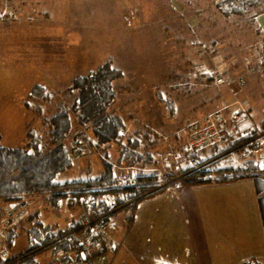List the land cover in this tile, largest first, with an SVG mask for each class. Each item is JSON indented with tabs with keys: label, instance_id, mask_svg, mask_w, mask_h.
<instances>
[{
	"label": "rangeland",
	"instance_id": "obj_1",
	"mask_svg": "<svg viewBox=\"0 0 264 264\" xmlns=\"http://www.w3.org/2000/svg\"><path fill=\"white\" fill-rule=\"evenodd\" d=\"M9 1L22 11L16 14L0 13V142L7 146L27 144L28 124L37 129L40 122L35 109L41 106L37 104L36 107V103L32 102L34 99L31 91L37 84L49 90L53 96L45 99L47 102L43 104L51 107L48 112L59 111L63 105L70 109L73 123L66 138V143L72 147L70 155L73 164L62 175L69 177L72 182L60 190L72 194L78 186L76 181L89 177V173L96 174L107 161L112 162L118 172L114 187L103 188L106 190V201L112 199L109 207L104 210L105 220L109 217L107 223H104L105 235H102L104 230L99 231L100 222L91 225L93 238L104 237L106 241L102 240L101 243L109 244L108 249L101 256L104 247L96 253V246L91 245L94 246V252L91 253L96 255H89L86 259L92 257L94 264H136L130 255L133 230L137 239L144 235L154 237V221L148 216L147 210L144 217L143 213L135 211L136 205L125 204L121 200L132 188L122 184L120 179L125 173L131 172L136 175V180H143L145 177L140 178L141 173L155 172L157 177L154 184L147 188L156 189L163 170L169 169L165 176L167 182L174 179L176 172L181 174L180 171L187 166L188 155L180 157L177 149L183 146L187 138V124L207 115L210 113L208 111L225 107L232 112L238 108V104L234 103L238 100L251 107L254 120H261L264 77L260 76L259 71L249 73L244 66L243 56L264 40V0L255 6L257 8L248 11L246 18L243 16L245 19L241 17L243 14L222 16L214 6L215 1L217 5L221 0ZM254 13L259 14L255 23ZM257 26L259 33L255 32ZM210 49L219 53L218 57L215 53H208ZM211 59L213 64L210 65L216 66H206V60ZM107 61L124 71L123 76L114 81L117 93L110 109L122 115L126 133L136 130L156 133V139L148 136L155 141L151 139L146 147L151 155L144 165L121 163L118 160L122 154L119 144H98L91 128L78 120L77 107L73 104L78 92L72 88V83L76 77L96 70ZM219 63L222 66L217 65ZM216 68L225 74H242L247 79L246 87L234 92L216 80L215 84L213 79L220 73ZM185 76L187 84L184 86L180 84V78ZM201 79L209 81L205 84ZM233 80L238 81L237 75ZM169 101L173 102L172 107ZM238 156L236 154L233 157ZM153 158L155 163H152ZM258 161L264 165L263 157ZM218 175L212 177L215 181L204 184L219 183L216 182L220 178ZM84 191H79L83 197L90 192ZM51 192L30 193L18 203L12 204L0 198V236L5 237L0 240V264H23L27 256L35 257L34 264H55L56 257L60 262L59 256L65 264L89 263L78 262L75 255L77 249L59 256L51 247L31 249L36 242L25 232L19 231L14 242L8 241L10 229L35 212L36 217H41L53 228L68 229L70 225L78 223L79 226L71 233L76 234L81 241L85 240L88 230L80 220L83 214L91 217L92 205L91 210H88L84 202L77 204L79 199L76 196H72V199L66 196L69 202L64 200L59 206L56 200L50 201ZM240 196L242 200V192ZM117 197L122 204L117 203ZM25 201H28V205L24 217L7 221ZM161 203L164 204L163 198L152 200L151 206L168 223L164 212L166 207ZM100 204L97 208L102 209L103 205ZM111 216H116L117 229L113 226L114 222H111ZM251 220L253 238L256 234L254 215ZM25 221L26 228L33 227V222ZM111 232L114 238L109 236ZM63 237L67 238L64 234ZM140 249L132 252L135 254ZM154 258L155 264H197L194 256L189 259L185 249L177 246H172L168 252L155 254ZM150 261L146 264H150Z\"/></svg>",
	"mask_w": 264,
	"mask_h": 264
},
{
	"label": "trees",
	"instance_id": "obj_2",
	"mask_svg": "<svg viewBox=\"0 0 264 264\" xmlns=\"http://www.w3.org/2000/svg\"><path fill=\"white\" fill-rule=\"evenodd\" d=\"M262 1L221 0L217 3L216 8L222 16L230 17L231 15L239 16L243 14L241 17L245 19L246 13L257 8L255 6H259ZM257 15V13H254V23L256 22ZM259 31V28H255L256 33H259ZM123 74L124 71L121 68L114 66L111 61H107L96 70L76 77L72 83V88L77 90L78 97L73 104L75 108L77 107L79 122L91 128L93 134L96 136L95 138H97L98 144L105 146V144L111 142L118 143L122 153L118 160L121 163H125V165L141 166L148 162L147 160L151 155V151L146 150L152 139L148 138V136L155 138L156 133L151 130H136L132 133H126L124 118L121 114L114 113L110 109L117 93L114 88V81L122 77ZM186 79L187 76L183 79L180 78V84L184 85ZM202 81L207 84L209 79ZM31 95L34 99L32 102L36 103V107L37 104L41 106L39 109H35L36 113L39 114L40 122L37 129L28 124L29 130L26 134L27 144L25 146H7L0 142V198L12 204L18 203L30 193L52 191L50 201L56 200L59 206L64 200L69 202V198L67 200L66 196L70 197V199L73 198L72 196H76L79 199L77 200V204L84 202L86 206L85 196H92L91 217L94 215L93 211L101 210L97 208L99 203L104 206V210L107 209L109 204L104 198L106 190H103V188L114 187L118 178L115 166L112 162L107 161L104 168L96 174L89 173V177L76 181L78 186L75 187V191L72 194L61 191V188L68 186L72 182L69 177L62 176L73 164L70 155L72 147L70 148L68 143H66V138L73 125L70 109L61 105L59 111L53 110V112H48V108L51 109V107H46L43 104L47 102L45 99H49L53 95L49 90H44V86L42 85H35L31 91ZM168 103L172 107L173 102L169 101ZM34 104L31 105L30 103L32 107H35ZM220 108L224 109V115H222V118L215 119H229L232 127L237 130L236 123L232 118V114L237 110L232 111L230 117H228L225 114L227 109L225 107L217 109ZM249 110L252 111L251 108ZM29 111L33 113L32 110ZM261 123L263 126L264 121ZM229 135V138L223 143H218L208 149H204L200 153L187 154V166L180 173L189 174L184 176L182 183L183 185H188L191 183L212 182L215 181L212 177L217 174H220L218 175L220 178L216 179L217 181H231L246 177L253 178L256 184L263 221L264 165H261L258 159L264 158V143L261 144L262 152L254 154L250 153V150L244 145L248 139L247 137H238L236 131L230 132ZM155 139L152 140L155 141ZM236 154L239 155V158L233 157ZM243 157L244 159H242ZM154 161L155 158H153L152 163H155ZM142 177L145 178L143 180L137 178V180L145 183H138L134 187L137 194H144L154 189L147 187L150 184H154L157 174L155 172L149 174L141 173L140 178ZM83 190L90 192L83 197L82 192H79ZM113 191L110 190V192ZM81 196L82 200H80ZM117 200L118 204H122L119 197H117ZM36 214V212L30 213L20 223L15 225V228L10 229L8 234V241L10 243L15 241L19 235V231L21 233L25 232L32 241L36 242V244L32 245L31 249L36 250L39 247H43L42 249L51 247L54 253H58V256L61 253L66 254L77 249L75 255L78 262L87 261V256L84 254L85 248L81 249V240L76 234L71 233L72 230L79 226L78 223L70 225L71 227L68 229L53 228L52 225L46 224L41 218L36 217ZM25 220L33 222V227L26 228L25 222L27 221ZM63 234L67 238L63 237ZM57 238L59 241L56 242ZM106 251L107 248L101 252V256L105 255ZM59 258L60 264H65L61 262L60 256ZM35 262V257L27 256L22 263L34 264ZM88 264H94L92 257ZM242 264H262V262L259 258L253 257L243 261Z\"/></svg>",
	"mask_w": 264,
	"mask_h": 264
},
{
	"label": "crops",
	"instance_id": "obj_3",
	"mask_svg": "<svg viewBox=\"0 0 264 264\" xmlns=\"http://www.w3.org/2000/svg\"><path fill=\"white\" fill-rule=\"evenodd\" d=\"M214 6L216 8V1ZM257 28L259 27L257 26ZM210 52L215 53V56L218 57L219 53L214 52L213 49L208 51V53ZM211 63L213 64V59L206 60V66H216L210 65ZM217 65L222 66L221 63ZM216 69L220 71V69ZM220 73L226 76H233L234 74V72L225 74L221 71ZM246 84L242 85L239 81L231 79L223 85L237 92L239 89L245 88ZM234 103L238 104L237 109L239 107L251 108L238 100ZM225 114L230 117L231 112L227 110ZM166 170L169 172V169ZM166 170H163L164 173H167ZM216 182L219 183L211 185L191 183L177 189H159L137 202L135 211L143 213L144 217L146 210L148 211V216H151L154 221L155 235L154 237L144 235L137 239L138 237L134 236L136 235L135 229L133 230V238H130V245H133L130 255L134 258L136 264H146L150 260V264H155V254L168 252L172 246L184 248L187 257L190 259L191 256H194L197 264H242L243 261L252 257H258L264 264L262 260V257H264V225L261 212L259 214L260 207L254 179L246 177L234 181ZM252 186L254 190H252ZM240 192L243 195L242 200ZM161 198H163L166 205L160 204L166 207L164 212L168 217V223L164 222L151 206L152 200ZM252 215L256 219V234L253 238L251 231ZM110 219L111 222H114L113 226L116 227L114 228L117 229L116 216L114 218L111 216ZM41 220L45 222L42 218ZM132 229L130 228V230ZM108 232L110 231L108 230ZM110 235L113 237L112 232ZM82 242L83 240L80 243ZM108 245L99 243L95 247L97 249L96 253L103 247V250L108 249ZM141 245L143 246L142 249H140ZM151 248L153 253L150 256ZM134 249L140 250L134 254L132 252ZM55 264H60L57 257Z\"/></svg>",
	"mask_w": 264,
	"mask_h": 264
},
{
	"label": "built area",
	"instance_id": "obj_4",
	"mask_svg": "<svg viewBox=\"0 0 264 264\" xmlns=\"http://www.w3.org/2000/svg\"><path fill=\"white\" fill-rule=\"evenodd\" d=\"M22 10L19 9L17 5H14L12 1L0 0V13H13L16 14ZM244 66L249 70V72L259 71L260 76L264 77V40L261 41V44L259 46H254L252 50L249 53L244 54L243 56ZM237 75V79L240 83L245 84L246 78L242 74H238L234 72L233 76H226L224 74L218 73L215 75V80L218 83H228L231 79L233 80V77ZM224 115V109H216L211 113H208L207 115L203 116L200 119H193V121L189 122L187 124V128L189 129V133L187 134V139L184 142L183 146L180 149H177L174 151H177V155L180 157H184L187 154L191 153H200L204 149H208L218 143H223L229 138V133L236 131L238 133V137H247L248 139L244 143L246 148L250 150V153L258 154L262 152L261 144L264 143V125L262 126V121H264V107H263V116L260 121L254 120V117L251 113V111L248 108L245 107H239L235 113L232 114V118L234 119L237 130H235L232 127V124L230 123L229 119L226 120H216L215 118H222ZM246 152V151H245ZM249 152V151H248ZM177 173V172H176ZM167 173H164V171L161 172L160 181L158 182V188L152 189V190H159L161 188H178L182 186V179L184 178V175H181L177 173V175L174 177V179L169 180L167 182L166 177ZM120 182L122 184L128 185L132 189L121 197V200L125 202V204L130 203L133 206L137 204L139 199L143 196H146L147 193L144 194H137L134 187L138 184L136 180V175L130 173H125L121 179ZM151 190V191H152ZM150 192V191H149ZM92 196H86L87 205L86 208L91 210L92 205ZM112 199H110L111 202ZM110 202L108 204L110 205ZM21 203V202H20ZM118 203V202H117ZM19 205V204H18ZM17 205V206H18ZM28 201H25L21 203L16 208L15 213H13L7 221H11L13 219H18L19 217H24V214L27 210ZM104 207V206H103ZM102 207L101 210L93 211L94 216L97 217V219H92L88 214L82 215V220L80 222H83L84 226L87 228L88 233L86 235L85 240L83 241V248L84 254L86 256L92 255L94 252V246L98 245L102 242V239L99 238H93V223L98 224L99 222L101 225H98L99 231L100 229L104 230L102 235H105L106 233L104 229V223H107L106 217V211H104V208ZM97 214H96V213ZM100 234V232H99ZM4 236H0V240H4ZM1 242V241H0ZM94 243V244H93ZM94 245V246H91ZM1 246V245H0ZM1 247H0V253H1ZM88 254V255H87ZM90 262V260H87ZM88 264V263H87Z\"/></svg>",
	"mask_w": 264,
	"mask_h": 264
},
{
	"label": "water",
	"instance_id": "obj_5",
	"mask_svg": "<svg viewBox=\"0 0 264 264\" xmlns=\"http://www.w3.org/2000/svg\"><path fill=\"white\" fill-rule=\"evenodd\" d=\"M154 191H155V190H152V191L148 192L147 195L151 194V193L154 192ZM147 195H146V196H147Z\"/></svg>",
	"mask_w": 264,
	"mask_h": 264
}]
</instances>
